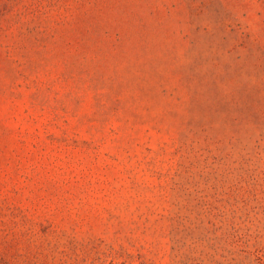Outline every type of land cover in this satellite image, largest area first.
Instances as JSON below:
<instances>
[{
  "label": "rangeland",
  "instance_id": "rangeland-1",
  "mask_svg": "<svg viewBox=\"0 0 264 264\" xmlns=\"http://www.w3.org/2000/svg\"><path fill=\"white\" fill-rule=\"evenodd\" d=\"M0 264H264V0H0Z\"/></svg>",
  "mask_w": 264,
  "mask_h": 264
}]
</instances>
